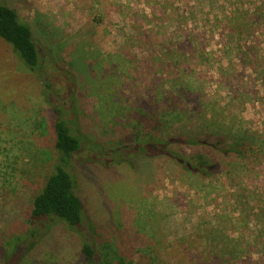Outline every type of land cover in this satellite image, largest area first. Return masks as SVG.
I'll return each instance as SVG.
<instances>
[{
  "label": "rangeland",
  "instance_id": "374dc122",
  "mask_svg": "<svg viewBox=\"0 0 264 264\" xmlns=\"http://www.w3.org/2000/svg\"><path fill=\"white\" fill-rule=\"evenodd\" d=\"M2 1L51 51L57 78L74 80L80 127L105 146L129 134L165 138L184 127L219 129L228 143L251 130L263 146L238 157L173 144L181 155L218 164L206 180L159 158L137 169H78V190L98 233L129 247L148 244L169 264H264V0ZM184 78L193 89H182ZM44 91L0 37V210L12 213L0 220V236L28 227L21 214L52 172V152L43 150L52 151L54 114ZM43 118L46 133L38 126ZM55 234L79 243L65 224ZM229 246L241 252L222 257ZM74 255L43 262L79 264Z\"/></svg>",
  "mask_w": 264,
  "mask_h": 264
},
{
  "label": "trees",
  "instance_id": "16d2710c",
  "mask_svg": "<svg viewBox=\"0 0 264 264\" xmlns=\"http://www.w3.org/2000/svg\"><path fill=\"white\" fill-rule=\"evenodd\" d=\"M0 37L11 46L27 71L43 83L45 102L54 114L52 151L43 150L44 156L48 157L52 152V172L46 176L41 187L29 196L26 213L21 214L20 218L28 227H15L0 236V264H44L45 256L60 257L71 253L81 258V261L77 259L79 264H160L163 261L161 254L149 248L148 244L129 247L127 244L120 245L116 237L107 238L98 233L97 226L85 212L75 172L78 169L89 171L90 167L97 166L127 165L137 169L142 162L159 158L167 159L184 175L203 177L206 180L216 174L218 164L209 162L202 154L192 157L183 153L181 155L172 148L173 144L188 147L202 145L216 149L224 156L238 157H245L248 150L257 152L263 148L256 144L258 135L251 130L236 132L232 143H228V137L217 132L219 129L201 132L197 127H184L180 133L165 138L152 133L129 134L116 146L108 144L107 147L100 143H107L104 139H93L80 127V113L77 103L73 102L76 88L74 80L68 77L66 81L59 75L57 78L60 67L51 51L40 46L30 25L21 20L14 7L2 0ZM172 88H175L174 84ZM182 89H193L189 79H182ZM38 126L43 129L42 133H46L45 118L41 119ZM11 215L0 210V220L5 223L6 216ZM60 224H65L69 231L77 235V245L55 234ZM261 231L259 239L264 238V226ZM99 236L102 243L98 241ZM238 246H229L221 256L234 254ZM125 248L130 250L129 254L123 251ZM163 264L169 263L163 261Z\"/></svg>",
  "mask_w": 264,
  "mask_h": 264
}]
</instances>
